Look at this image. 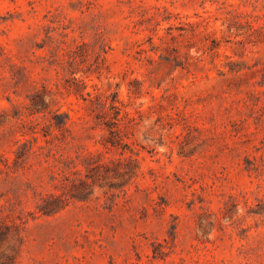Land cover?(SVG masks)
I'll use <instances>...</instances> for the list:
<instances>
[{
    "label": "rangeland",
    "instance_id": "374dc122",
    "mask_svg": "<svg viewBox=\"0 0 264 264\" xmlns=\"http://www.w3.org/2000/svg\"><path fill=\"white\" fill-rule=\"evenodd\" d=\"M0 264H264V0H0Z\"/></svg>",
    "mask_w": 264,
    "mask_h": 264
}]
</instances>
